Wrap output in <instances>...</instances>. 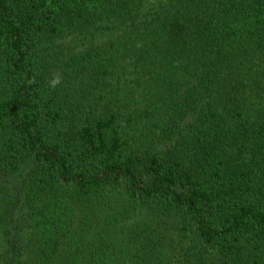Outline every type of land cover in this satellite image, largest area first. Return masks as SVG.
I'll list each match as a JSON object with an SVG mask.
<instances>
[{"label":"trees","instance_id":"obj_1","mask_svg":"<svg viewBox=\"0 0 264 264\" xmlns=\"http://www.w3.org/2000/svg\"><path fill=\"white\" fill-rule=\"evenodd\" d=\"M0 264H264V0H0Z\"/></svg>","mask_w":264,"mask_h":264},{"label":"clouds","instance_id":"obj_2","mask_svg":"<svg viewBox=\"0 0 264 264\" xmlns=\"http://www.w3.org/2000/svg\"><path fill=\"white\" fill-rule=\"evenodd\" d=\"M61 84V76L59 73H56L52 76V78L48 81V87L56 88Z\"/></svg>","mask_w":264,"mask_h":264}]
</instances>
